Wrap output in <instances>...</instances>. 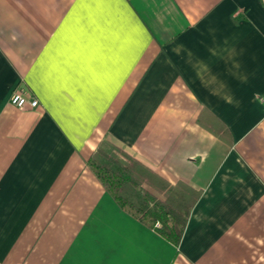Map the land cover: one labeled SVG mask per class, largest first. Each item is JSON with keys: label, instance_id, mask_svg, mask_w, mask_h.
Listing matches in <instances>:
<instances>
[{"label": "crops", "instance_id": "crops-1", "mask_svg": "<svg viewBox=\"0 0 264 264\" xmlns=\"http://www.w3.org/2000/svg\"><path fill=\"white\" fill-rule=\"evenodd\" d=\"M103 141L199 194L177 247L87 168ZM0 264H264V0H0Z\"/></svg>", "mask_w": 264, "mask_h": 264}, {"label": "trees", "instance_id": "trees-1", "mask_svg": "<svg viewBox=\"0 0 264 264\" xmlns=\"http://www.w3.org/2000/svg\"><path fill=\"white\" fill-rule=\"evenodd\" d=\"M198 122L222 141L227 140L224 126L217 127L211 121L206 123L203 116ZM97 147L86 166L118 208L177 247L199 194L181 183L167 185L110 142L103 141ZM150 189H155L162 197L154 195Z\"/></svg>", "mask_w": 264, "mask_h": 264}, {"label": "built area", "instance_id": "built-area-1", "mask_svg": "<svg viewBox=\"0 0 264 264\" xmlns=\"http://www.w3.org/2000/svg\"><path fill=\"white\" fill-rule=\"evenodd\" d=\"M9 99V104L16 108V110L37 109L39 106L38 101L28 95V93L22 88H16Z\"/></svg>", "mask_w": 264, "mask_h": 264}, {"label": "rangeland", "instance_id": "rangeland-1", "mask_svg": "<svg viewBox=\"0 0 264 264\" xmlns=\"http://www.w3.org/2000/svg\"><path fill=\"white\" fill-rule=\"evenodd\" d=\"M155 226H156V227H159V225H158V224H156Z\"/></svg>", "mask_w": 264, "mask_h": 264}]
</instances>
